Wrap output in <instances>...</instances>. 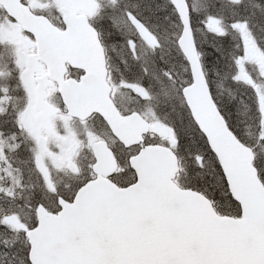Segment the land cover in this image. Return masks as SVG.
Returning <instances> with one entry per match:
<instances>
[{"label":"snow or ice","instance_id":"snow-or-ice-1","mask_svg":"<svg viewBox=\"0 0 264 264\" xmlns=\"http://www.w3.org/2000/svg\"><path fill=\"white\" fill-rule=\"evenodd\" d=\"M0 264H264V0H0Z\"/></svg>","mask_w":264,"mask_h":264}]
</instances>
